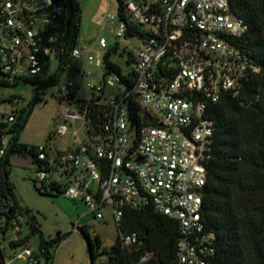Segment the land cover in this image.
Listing matches in <instances>:
<instances>
[{"label":"built area","instance_id":"1","mask_svg":"<svg viewBox=\"0 0 264 264\" xmlns=\"http://www.w3.org/2000/svg\"><path fill=\"white\" fill-rule=\"evenodd\" d=\"M67 4L68 0H0V79L45 78L50 65L58 70ZM125 12L127 21L117 15V37L129 36L131 26L147 27L130 32L140 39L130 55V72H107L105 54L89 45L70 53L71 59L103 69L104 83L90 82L88 87L100 93L94 104L102 105L104 123L94 134L87 119L91 99L79 100L82 87L76 78L61 83L58 97L80 106L79 113L64 109L66 120L84 116L86 138L79 140L74 131L75 146L60 158L39 146L37 181L47 186L68 183L64 195L83 200L98 219H104L103 209L108 208L117 227L126 209L152 206L179 224L176 264H213L217 236L203 217L216 130L211 106L227 95L240 96L244 81L261 69L235 44L249 26L233 12L232 0H126ZM106 19L117 20L114 15ZM97 44L109 48L104 37ZM89 75L78 70L79 78ZM116 85L119 93L105 98L106 87ZM24 105L22 98L0 97V164ZM146 115L154 122H145ZM67 133L68 127L60 125L57 134ZM69 164L72 172L64 169ZM56 169L62 170L53 179ZM0 209L8 207L2 204ZM22 223L15 215L9 224L19 232ZM78 228L79 220L73 231ZM140 243L137 232L120 235L122 249ZM153 256L154 251H148L134 264H150ZM16 258L26 264L44 259L29 247Z\"/></svg>","mask_w":264,"mask_h":264},{"label":"trees","instance_id":"2","mask_svg":"<svg viewBox=\"0 0 264 264\" xmlns=\"http://www.w3.org/2000/svg\"><path fill=\"white\" fill-rule=\"evenodd\" d=\"M117 15L127 21L125 12L126 0H117ZM67 15L64 18L63 29L69 23V33L65 42L61 43L63 56L68 55L61 73L56 70L45 78H28L23 81L36 86L43 92L47 87L58 84L59 77L70 61V53L77 47V36L80 30L81 10L77 0H68ZM233 12L242 17L249 26L248 33L235 44L243 48L251 59L261 68L244 81L242 93L238 97L227 95L218 104L211 106L212 116L216 122L213 159L208 169V183L203 205V217L209 230L216 233L217 253L213 264H264V0H232ZM140 32L134 25L130 32ZM129 32V36L133 35ZM118 45L109 46L104 56V69L107 72L123 75L122 69L110 60ZM62 56V57H63ZM20 80H15L17 84ZM12 81L0 79V85L11 86ZM97 95L91 98L88 106L87 119L94 134H97L104 123L102 105L94 104ZM15 97H9V100ZM40 96L37 98L39 100ZM24 105L18 111L12 134L16 133L27 111ZM91 132V131H90ZM47 147L46 145H43ZM37 145L17 143L4 166L0 164V206L8 207L1 211L0 219L5 217L7 225L18 211L23 214L24 208L19 203L13 184L8 175L11 156L20 154L28 156L36 168L38 162ZM50 155V151L47 153ZM35 187L41 191V187ZM45 193H63L68 183H40ZM11 212V213H10ZM28 213V211H26ZM32 233L38 227L31 220ZM119 235L111 250L99 252L101 238L93 240L87 226L79 229L92 246L90 264L100 254H107L109 264H134L148 251H154L150 264H176V244L180 237L177 221L155 211L152 206L142 210L126 209L120 225ZM137 232L140 244L131 248L120 247V235ZM5 229L2 230V236ZM24 239L13 240L10 246L14 249L22 247L27 242ZM65 239L64 236L52 241H45L41 235L40 248L35 251L46 263L53 258L50 246L57 245ZM24 248V247H23Z\"/></svg>","mask_w":264,"mask_h":264},{"label":"rangeland","instance_id":"3","mask_svg":"<svg viewBox=\"0 0 264 264\" xmlns=\"http://www.w3.org/2000/svg\"><path fill=\"white\" fill-rule=\"evenodd\" d=\"M77 2L81 10L80 30L76 39L77 47L89 45L104 55L106 49H101L97 44L98 39L104 37L109 46L118 45L117 54H113L110 60L116 63L124 73L130 72L133 65L130 55L134 49L140 46V39L137 36L117 37L115 32L119 25L117 0H77ZM108 15H114L117 20L113 22L107 20ZM140 29L147 30V27L140 25ZM68 64L69 68H65L62 72L59 83L47 87L40 93V98L35 102L18 140L23 145H46L59 158L69 148L75 146L72 134L74 131H77L79 140L86 138L84 116L74 119L72 122L66 120L64 109L79 113L80 106L78 103L67 99H60L58 97L59 85L65 80L73 78L74 75L78 76V70L85 69L90 75L86 78L77 77L76 80L82 87L79 97L82 98V101H87L94 95L100 94L94 93L88 87V83H104L102 68H98L94 64L85 63L84 65L82 59H70ZM53 72L54 69L50 65L45 75L48 77ZM11 83V86L0 85V97H19L23 99L25 105L29 104L36 93V88L23 80L17 84H14V81ZM118 93V85L107 86L104 90V97ZM60 125L68 127L67 135L60 136L57 134ZM8 169V178L13 184L16 197L25 211L23 214L16 212V216L23 219L19 232H14L10 224L7 225L5 217L0 219V264H26L24 260L16 258V255L23 252L25 247L38 251L41 235L47 242L61 236H64L65 240L62 239L59 248L57 245L49 247L50 252L54 254V258L49 263L43 259L39 264H90L86 238L81 231H73V226L77 220H79V228L88 227L93 240L95 236L101 238V247L98 249L100 253L111 250L115 245L119 232L108 208L103 209L104 219H98L81 199L74 200L63 193L47 194L41 184L36 182V185L41 187V191H39L34 184L37 180V169L28 156L12 155ZM64 169L69 172L73 171L70 164L64 166ZM56 170L52 175L53 179L59 177V172L62 169ZM31 220L38 227V231L35 233H32V227L28 222ZM3 229H5L4 236L1 234ZM26 237L28 239L24 246L16 249L10 246L11 241ZM95 264H109L108 255L105 253L98 255Z\"/></svg>","mask_w":264,"mask_h":264},{"label":"water","instance_id":"4","mask_svg":"<svg viewBox=\"0 0 264 264\" xmlns=\"http://www.w3.org/2000/svg\"><path fill=\"white\" fill-rule=\"evenodd\" d=\"M68 33H69V23L67 22L66 23V26H65V31H64V35H63L62 42H65L66 41V39L68 37ZM66 58H67L66 56H63L61 58L60 62H59V67H58V72L59 73H61V70H62V68L64 66L65 61H66ZM40 93H41V90L40 89H36V93H35L32 101L28 105L27 111H26V113H25V115H24V117H23V119H22V121L20 123V126L18 127L16 133L13 136L11 145H10V147L8 149V152H7V155L5 157L4 166H6V163H7L8 159H9V157H10V154H11L13 148L18 143L19 136H20L22 130L24 129V127H25V125H26V123H27V121H28V119H29V117L31 115V112H32L33 107H34V104L37 101V98L39 97ZM144 121L145 122H151V123L154 122L153 118L149 117L148 115L145 116ZM77 230L81 231L79 228ZM86 240H87V244H88L89 256H90V259H91V256H92V246L90 245V242H89V240L87 238H86Z\"/></svg>","mask_w":264,"mask_h":264},{"label":"crops","instance_id":"5","mask_svg":"<svg viewBox=\"0 0 264 264\" xmlns=\"http://www.w3.org/2000/svg\"><path fill=\"white\" fill-rule=\"evenodd\" d=\"M88 46V45H87ZM113 54H117V51L116 52H114ZM83 60V63H84V65H85V60L84 59H82ZM78 76L77 75H74L73 76V78H77ZM82 98H80L79 97V100H81ZM3 235H5V233L3 234Z\"/></svg>","mask_w":264,"mask_h":264}]
</instances>
